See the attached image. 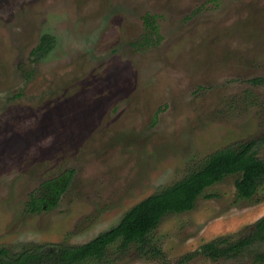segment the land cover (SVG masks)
<instances>
[{
	"label": "rangeland",
	"instance_id": "1",
	"mask_svg": "<svg viewBox=\"0 0 264 264\" xmlns=\"http://www.w3.org/2000/svg\"><path fill=\"white\" fill-rule=\"evenodd\" d=\"M45 33L56 43L36 60ZM261 75L264 0H0V245L84 243L217 149L254 139L264 158V84L250 81ZM67 168L59 203L29 211L32 192ZM239 176L164 215L151 235L169 261L264 264V240L232 257L199 251L264 215V185L239 197ZM122 255L115 264L161 263Z\"/></svg>",
	"mask_w": 264,
	"mask_h": 264
},
{
	"label": "trees",
	"instance_id": "2",
	"mask_svg": "<svg viewBox=\"0 0 264 264\" xmlns=\"http://www.w3.org/2000/svg\"><path fill=\"white\" fill-rule=\"evenodd\" d=\"M155 18L151 13L144 17L145 26L149 29L145 40V43L149 42L148 45L154 43L151 33L157 32ZM55 43L54 34H43L32 49V56L36 60L47 56ZM250 81L264 84V75L252 77ZM231 173H240L236 180L239 197L251 198L264 185V158L258 154L256 140L243 141L238 146L212 152L200 167L140 200L125 212L117 224L89 241L80 244L37 243L17 254L0 245V264H115V259L133 247L140 254L161 257L160 264H186L191 258L190 254L175 262L169 261L151 233L165 214L193 208L206 186ZM74 175L75 169L67 168L58 176L43 180L27 201V209L37 212L54 207L69 188ZM258 240H264V215L239 239L231 241L228 236H219L201 245L199 251L214 259L232 257ZM256 259L264 260V253H258Z\"/></svg>",
	"mask_w": 264,
	"mask_h": 264
}]
</instances>
